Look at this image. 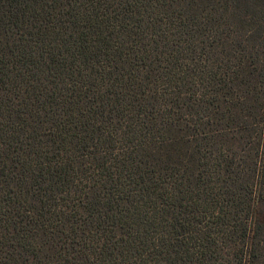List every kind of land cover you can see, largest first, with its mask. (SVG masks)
<instances>
[{
	"label": "trees",
	"instance_id": "obj_1",
	"mask_svg": "<svg viewBox=\"0 0 264 264\" xmlns=\"http://www.w3.org/2000/svg\"><path fill=\"white\" fill-rule=\"evenodd\" d=\"M0 264H264V0H0Z\"/></svg>",
	"mask_w": 264,
	"mask_h": 264
}]
</instances>
